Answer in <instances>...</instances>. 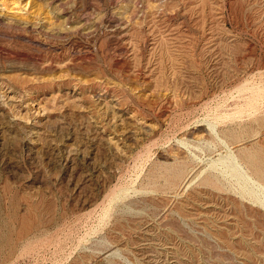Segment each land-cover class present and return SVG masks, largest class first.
<instances>
[{
  "label": "rangeland",
  "instance_id": "374dc122",
  "mask_svg": "<svg viewBox=\"0 0 264 264\" xmlns=\"http://www.w3.org/2000/svg\"><path fill=\"white\" fill-rule=\"evenodd\" d=\"M245 150L264 0H0V264H264Z\"/></svg>",
  "mask_w": 264,
  "mask_h": 264
},
{
  "label": "bare ground",
  "instance_id": "6f19581e",
  "mask_svg": "<svg viewBox=\"0 0 264 264\" xmlns=\"http://www.w3.org/2000/svg\"><path fill=\"white\" fill-rule=\"evenodd\" d=\"M240 155L248 163V166L251 167L253 173L256 176V179H258L264 185V163H262L263 159H260L259 155L257 154V151L245 150L241 151ZM173 173L175 175H181L182 170L181 168H175ZM206 179L214 180V178L212 177H207Z\"/></svg>",
  "mask_w": 264,
  "mask_h": 264
}]
</instances>
